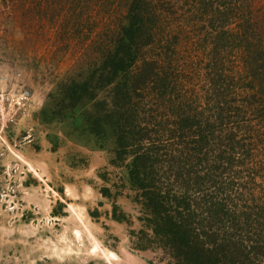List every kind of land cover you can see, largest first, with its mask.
Listing matches in <instances>:
<instances>
[{"label":"trees","instance_id":"trees-1","mask_svg":"<svg viewBox=\"0 0 264 264\" xmlns=\"http://www.w3.org/2000/svg\"><path fill=\"white\" fill-rule=\"evenodd\" d=\"M12 4H27L30 27L61 33L51 40L58 47L81 49L82 62L48 94L41 117L100 145L113 140L111 162H124L145 210L139 248L159 245L172 264H264V0ZM93 11L112 18L98 24ZM5 17L11 26L14 17ZM184 18L210 43L198 93L176 66L181 36L173 32H183ZM71 19L77 37L60 40ZM237 52L246 70L238 82L223 60Z\"/></svg>","mask_w":264,"mask_h":264},{"label":"rangeland","instance_id":"rangeland-1","mask_svg":"<svg viewBox=\"0 0 264 264\" xmlns=\"http://www.w3.org/2000/svg\"><path fill=\"white\" fill-rule=\"evenodd\" d=\"M9 1L1 6L0 0V264H172L159 245L139 248L145 210L124 162H111L113 140L107 137L100 145L41 117L48 94L82 62L81 49L58 47L51 40L61 33L49 24L30 27L27 4L19 9ZM93 12L94 20L102 17L98 24L112 18ZM10 15L11 26L3 23ZM181 21L183 32H173L181 36L176 66L189 77L186 87L198 93L210 51L208 33L191 31L186 19ZM73 26L71 19L60 40L77 37L71 35ZM223 60L237 82L244 78L240 52ZM94 209L97 216L90 213Z\"/></svg>","mask_w":264,"mask_h":264}]
</instances>
